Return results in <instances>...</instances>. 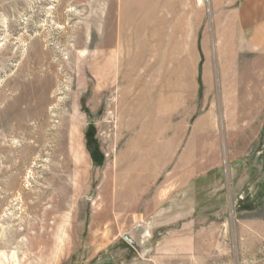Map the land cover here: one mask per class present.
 Instances as JSON below:
<instances>
[{
  "label": "rangeland",
  "instance_id": "374dc122",
  "mask_svg": "<svg viewBox=\"0 0 264 264\" xmlns=\"http://www.w3.org/2000/svg\"><path fill=\"white\" fill-rule=\"evenodd\" d=\"M117 2L0 0V264H264V68L214 0L197 48L151 0L112 57Z\"/></svg>",
  "mask_w": 264,
  "mask_h": 264
},
{
  "label": "crops",
  "instance_id": "0c3cea01",
  "mask_svg": "<svg viewBox=\"0 0 264 264\" xmlns=\"http://www.w3.org/2000/svg\"><path fill=\"white\" fill-rule=\"evenodd\" d=\"M177 1L183 0H167V4H171L172 19L178 17L180 20L177 19L178 22L175 23L171 21L164 27L168 28L167 34L170 37L174 35L188 36V42L197 48V43L203 42V35L200 33L204 26L203 10L199 7L201 0H190L192 2L191 10H185L181 5L182 9L176 11L179 6L173 9L172 5ZM214 1L223 2V13L228 14L225 24L222 27L214 28L215 36L222 38L228 44L224 49L233 52V56L236 58H254L260 63V68H264L262 65L264 64V0ZM150 3L151 0H118L113 5L114 14L111 16L113 23L110 27L108 26L107 31L101 30L102 41L104 42L105 35H107L109 42L114 43L115 46L124 48L125 44H130V49L127 55L123 50L114 51L112 57L150 56L140 54V49L137 48L141 42H150L152 31L147 20ZM253 90H258L257 86L245 88V91H249L252 95L250 105H254Z\"/></svg>",
  "mask_w": 264,
  "mask_h": 264
},
{
  "label": "bare ground",
  "instance_id": "6f19581e",
  "mask_svg": "<svg viewBox=\"0 0 264 264\" xmlns=\"http://www.w3.org/2000/svg\"><path fill=\"white\" fill-rule=\"evenodd\" d=\"M77 137V136H76ZM75 136H74V134L72 135V140H73V143H75V142H77V141H75L74 142V140H76L77 138H76ZM74 138H76V139H74ZM77 145H76V148L78 149L79 148V145H78V142L76 143ZM75 145V144H74ZM149 152V151H148ZM150 153V152H149ZM131 154V153H130ZM151 157V156H150ZM80 165V167L82 168V175H84V171H85V169H86V165H85V161H83L82 159H77V161H74V165L75 166H77V165ZM151 164L152 165H155V161L153 160V161H151ZM148 165V164H147ZM140 167V166H139ZM142 172V171H141ZM148 173V172H147ZM145 175H146V173H145ZM142 176H144V175H142ZM152 177V176H151ZM150 178V177H149ZM119 182V181H118ZM133 183V182H132ZM119 184V183H118ZM142 184V183H141ZM135 185V184H134ZM136 187V186H135ZM137 188V187H136ZM129 191L130 192V194L129 195H127V192ZM134 193H135V188L132 186V184L131 183H126V185H125V188H124V191H120L116 196H117V198H120V197H122V196H124V197H128L129 199H133V196H134ZM126 195V196H125Z\"/></svg>",
  "mask_w": 264,
  "mask_h": 264
}]
</instances>
